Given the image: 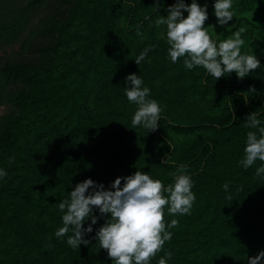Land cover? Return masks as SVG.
Wrapping results in <instances>:
<instances>
[{
  "label": "trees",
  "instance_id": "obj_1",
  "mask_svg": "<svg viewBox=\"0 0 264 264\" xmlns=\"http://www.w3.org/2000/svg\"><path fill=\"white\" fill-rule=\"evenodd\" d=\"M174 3L0 0V168L7 173L0 179V264H112L93 239L103 218L85 234L88 245L73 249L55 237L59 202L85 178L108 187L139 170L169 184L181 165L196 199L189 214L165 210V222L177 225L151 264L166 252L167 264H248L264 249L261 162L239 163L245 117L255 111L264 120V70L215 80L201 67L186 70L183 58L172 63L166 27L153 22ZM236 6L256 21L243 15L231 27L218 25L208 0L204 25L218 42L239 32L241 51L253 49L264 64V0L259 8L250 0ZM129 73L141 76L163 109L153 131L131 128Z\"/></svg>",
  "mask_w": 264,
  "mask_h": 264
},
{
  "label": "clouds",
  "instance_id": "obj_2",
  "mask_svg": "<svg viewBox=\"0 0 264 264\" xmlns=\"http://www.w3.org/2000/svg\"><path fill=\"white\" fill-rule=\"evenodd\" d=\"M213 11L217 24L226 26L235 16L233 0H213ZM166 12L167 15H159L153 23L157 28L166 27L167 52L172 63L183 58L186 70L201 67L206 76L215 80L233 72L237 78H243L258 67L264 70V64L253 49L241 51L244 40L239 32L219 42L209 34L204 25L208 19L207 2L175 0ZM148 51L147 48L142 50L134 62L139 65ZM124 82L127 100L136 105L131 128L140 126L147 131L155 130L163 109L150 97L151 89L136 73L127 74ZM248 92L253 93L255 89L250 86ZM259 116L260 113L253 111L244 119V127L249 131L239 163L247 169L259 160L261 164L255 168V174L264 176V120ZM163 163H167V158ZM6 174V170L0 168V179ZM192 188L193 180L183 165L173 173L169 184L154 179L148 171L139 170L117 176L108 187L85 178L59 202L62 226L55 231V237L58 240L66 237L65 243L73 249L81 244L88 245L90 241L85 234L92 233L98 218H103L104 223L96 229L93 239L99 242V248L106 250L112 264H151L165 242L172 239L170 229L177 225L176 219L165 222V210L171 215L189 214L196 199ZM222 188L227 192L229 183L225 182ZM94 208L98 215L94 214ZM85 221L90 222L85 224ZM169 259L171 253L166 252L157 264H167ZM247 261L248 264H264V249L249 256Z\"/></svg>",
  "mask_w": 264,
  "mask_h": 264
},
{
  "label": "rangeland",
  "instance_id": "obj_3",
  "mask_svg": "<svg viewBox=\"0 0 264 264\" xmlns=\"http://www.w3.org/2000/svg\"><path fill=\"white\" fill-rule=\"evenodd\" d=\"M208 0H204L203 3L207 2ZM241 0H233V11L235 16L232 18V20H230L228 26L231 27L233 26L236 22H237V18H239L240 16H246L251 22H255L256 21V16L254 15V13L252 11H247V12H243L242 10L240 12H238L239 7L236 6V3L240 2ZM251 2H253L254 6H257L259 8L260 6V0H250ZM212 30L216 29L214 26L212 27L211 24V28ZM218 30H216L217 33ZM2 111V109L0 110V112Z\"/></svg>",
  "mask_w": 264,
  "mask_h": 264
}]
</instances>
